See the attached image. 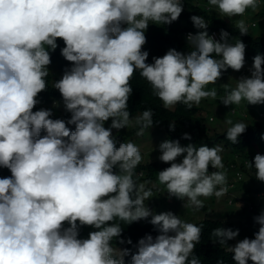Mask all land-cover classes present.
I'll return each instance as SVG.
<instances>
[{
  "label": "clouds",
  "instance_id": "obj_1",
  "mask_svg": "<svg viewBox=\"0 0 264 264\" xmlns=\"http://www.w3.org/2000/svg\"><path fill=\"white\" fill-rule=\"evenodd\" d=\"M262 17L264 0H0V167L11 172L0 178V264H125L129 255L131 264H223L194 255L200 225L244 224L249 217L259 225L254 239L241 240L239 230L220 227L212 240L236 264H264V188L250 202L251 213L244 211L248 205L241 200L249 187L243 171L223 170L219 143L197 146L200 137L214 136L203 134L219 108L230 106L233 117L250 119L254 105L264 104V56L245 64L246 45L223 28L248 35ZM163 25L191 51L170 49L148 64L145 33ZM52 55L53 63L66 58L71 70H49ZM247 68L251 75L240 74L227 93L207 90L236 74L218 80L222 72ZM138 71L163 112L196 105L203 108L196 120L180 132L171 123L169 132L154 123L151 109L135 114L130 80ZM49 72L52 97L42 100ZM210 100L220 104L205 114L209 106L203 101ZM38 103L42 109L34 112ZM59 113L71 117L50 118ZM232 120L215 135L226 132L236 144L257 125L259 140L264 138V113L249 125ZM146 132L164 141L159 158L149 163L140 150L145 157L157 150L142 148ZM254 164L256 179L264 182V155L257 154ZM156 184L168 195H153ZM220 198L224 213L213 207ZM180 203L204 219L190 223L176 216L170 210H180ZM134 222L143 229L153 225L160 234L140 239L133 254L113 244L125 243L122 227ZM82 227L88 239L79 238Z\"/></svg>",
  "mask_w": 264,
  "mask_h": 264
},
{
  "label": "trees",
  "instance_id": "obj_2",
  "mask_svg": "<svg viewBox=\"0 0 264 264\" xmlns=\"http://www.w3.org/2000/svg\"><path fill=\"white\" fill-rule=\"evenodd\" d=\"M223 28L225 29L224 31H227L229 33L233 41L240 39L246 45L245 64L253 62V58L257 55L264 56V53H262V51H264L263 38H255L252 35L250 36V34L241 36L238 29H235L234 27L232 29H228L226 24ZM166 30L167 29L164 28V25L163 27H160V29H155L154 27L147 29L145 33L146 44L142 48V51H147L149 53L146 63H154V57H163L170 49H175L183 54H187L189 51H191L189 49V46L184 42L183 39H181L178 35H171V33ZM50 59L51 64L48 66L49 70L55 69V65L58 66L59 70L62 72H64V69L71 70V68L73 67L72 63L67 61L63 56L57 63H53L54 60H57V57H55L54 55H52ZM233 72L237 73V71H234L232 69H228V71L222 72L221 77L218 80H226L229 76H231ZM52 78V74L49 72L48 77L45 78L47 90L41 92L38 96L42 100H50L52 97V92L50 91V87L48 85L49 83H51ZM130 86L133 88V94L131 97L133 101L136 102L133 107H130L132 108V111L135 114H138L142 113L144 110L151 109L154 113V123H160L159 125H163L169 132L172 131L170 130L169 125L174 122L176 125L174 132L184 131L187 126L191 125L196 120V115H199V112L203 110V108H198V106L196 105H193L192 109H188L187 106L178 104L177 108L174 111L166 110V113L163 112L164 109L160 104L159 98L153 94L150 84L140 76L139 71L135 78L130 80ZM40 107L41 105L40 103H38L33 111L35 112L42 109ZM130 108L129 111H131ZM70 117L71 114L59 113L53 114V116L50 118L54 120L61 119L66 122L68 119H70ZM66 126L69 127L72 131L75 130L74 125ZM256 126L257 125H255L253 129L247 128L246 131L241 134L236 144H233L231 141L227 140L226 132L222 135H214L210 137L211 139L206 141H204L203 137H200L199 135L200 138L197 144L198 147L207 146L210 148L211 146H214L215 144L218 145L219 143L224 148V151L222 152L226 161L224 163V171L226 170L228 172H231L239 167V169L243 171L242 173L245 177V179H243V183H246L247 181H258L260 183V186L258 187H252V184H249V188L246 190V192H244V198L248 205L246 206V209L244 211L247 212H249V208L251 206L250 202L255 204L257 193L262 192L264 188V182L259 181L255 177V156L257 154L264 155V138L261 141L259 140L257 136V129L255 128ZM41 135L43 136L44 133L42 132ZM245 163L247 165H244ZM249 163L253 164V168L248 167ZM161 170L163 169H159L156 171V177ZM209 171L214 172L216 171V169L210 168ZM10 176L11 172L9 169L0 167V178ZM255 212L256 211H253L252 214H255ZM253 220L254 218L249 217L247 222L244 224L232 222L222 224L218 221H216L215 223L208 221L204 222V224L200 225L202 226L201 239L200 242L196 245L194 255L198 257L201 262L223 261V264H236L233 259V255H225L223 246H221L218 242H213L211 233L216 228L222 227L225 229H232L234 231L239 230L240 235L238 238L241 240H243L244 238L254 239L255 233H257L259 230V225ZM122 229L123 231L121 239H123L125 243L120 244L117 241L116 245L114 243L113 246L119 248L126 246V248L129 249V251L133 254L137 250L136 245L138 244L140 239L146 237L147 235H152L153 238H155L160 234L157 230H155L153 225H150L143 229L138 222H134L129 226L122 227ZM79 238H89V233L85 232L84 227L80 229ZM128 239H131L132 244L126 243ZM233 241L234 240L228 241L229 246L233 244ZM125 264H131V255L126 256ZM248 264H253V262L249 261Z\"/></svg>",
  "mask_w": 264,
  "mask_h": 264
},
{
  "label": "rangeland",
  "instance_id": "obj_3",
  "mask_svg": "<svg viewBox=\"0 0 264 264\" xmlns=\"http://www.w3.org/2000/svg\"><path fill=\"white\" fill-rule=\"evenodd\" d=\"M249 33L251 35H253L254 37H263L264 38V17L258 19V26L257 28H252L251 30H249ZM250 68H247L245 70H240L239 72H237L235 75H233L232 77H230L227 81L225 82H218L214 85H208L207 86V90H211L212 88L216 87V91H217V95L219 92H227L228 90H231V88H234L235 87V84H236V81L235 80H239L241 77L239 76L240 74H244L243 76H250L251 73L249 71ZM248 73V75H247ZM62 78V76L58 75L55 77L56 80H60ZM225 85H229V87H225ZM204 104H207L209 106V110L205 112V114L207 112H211V113H214V109L217 108L216 104H220V103H216L214 102L213 100H210L208 102H205L203 101ZM216 103V104H215ZM244 106H248L246 102H242ZM53 106V105H52ZM219 108V107H218ZM247 108V107H246ZM254 110H256L257 112H253V113H250V119H245L243 118L242 116L240 115H237V117H233L231 114H230V106H225L223 108H219L220 109V113L216 114V122H210V124H206V127L208 130H206V132H204L203 136H212V135H215V134H218V133H222L224 131L227 130V127L228 125H226L224 123V121L226 119H235V120H232L233 123H236V122H243L245 123L246 125H249L250 124V120L252 119H257L258 120V115L259 113H264V104H258V105H254ZM256 120V121H257ZM260 122H262L264 124V120H259ZM214 123V124H213ZM201 127H204L203 123L201 122ZM194 128L197 129L199 128V123H194ZM194 131H190V136H192V133ZM164 142L163 140H158L157 138H155L154 136H152L150 133L146 132L145 133V139H144V142H143V145L145 147H142L143 149H149V151H153V150H157L155 152L152 153V157H149L148 153L145 157V155L143 154V151L144 150H140L141 151V155H142V161L145 160V162L149 163V161H154L156 159L159 158V155L157 154V152L159 154L160 151H159V145ZM183 158H178V162L180 160H182ZM224 163V162H223ZM170 165V164H169ZM232 179L229 178L228 182H230ZM249 184H252V187H258L260 186V183H256L255 182H249L247 181L244 186L245 187H248ZM236 187L237 186H240V184H236L235 185ZM147 187V185H146ZM229 187V186H228ZM233 187H229V190H231ZM157 190H162L164 195L167 196L168 193H167V189L165 186L163 185H159V184H156V187L153 191V195L156 193ZM153 198V197H152ZM223 198H220L219 199V202H217V204H213V207H215L217 209V211L221 212V213H224L226 212V208H224V202H223ZM242 202H244L245 200L242 198L241 200ZM153 205L157 206V211H160V204L156 201V202H153ZM165 207H169L170 206V203H165L164 204ZM179 206V209L181 210H177L176 209H171L170 211L175 214L176 216L178 217H181V219L185 220L186 222H190V223H194L196 222L197 220L201 219L203 220L204 217L203 216H196V215H193V212L191 210H188V209H184L183 206H181V203L178 205ZM148 207L150 208V205L148 204ZM242 208V207H241ZM240 221H245V218H241Z\"/></svg>",
  "mask_w": 264,
  "mask_h": 264
}]
</instances>
